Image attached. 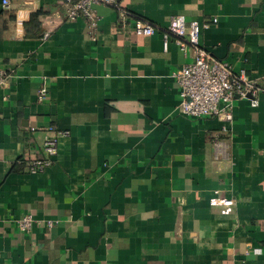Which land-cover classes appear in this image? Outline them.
<instances>
[{
    "label": "crops",
    "instance_id": "crops-1",
    "mask_svg": "<svg viewBox=\"0 0 264 264\" xmlns=\"http://www.w3.org/2000/svg\"><path fill=\"white\" fill-rule=\"evenodd\" d=\"M122 5L160 25L209 23L202 46L264 86V0ZM95 10L92 40L83 18H62V0H0V264H264L261 99L235 98L229 119L182 115L172 73L192 51ZM57 130L68 134L54 162L30 172Z\"/></svg>",
    "mask_w": 264,
    "mask_h": 264
},
{
    "label": "built area",
    "instance_id": "built-area-1",
    "mask_svg": "<svg viewBox=\"0 0 264 264\" xmlns=\"http://www.w3.org/2000/svg\"><path fill=\"white\" fill-rule=\"evenodd\" d=\"M9 3L10 0H2L5 6ZM62 5V18L67 21L83 18L86 22V33L92 40L96 39L98 26L95 7L104 5L117 13V23L121 28L130 27L137 35L151 36L159 33L164 49H167L169 41H173L184 54L191 50L192 59L172 73L179 88V112L188 118L222 115L229 119L235 98H246L252 106H257L261 99L264 105V86L251 80L243 69L235 72L231 62L214 57L202 46L200 32L209 26L207 22L186 21L183 15H173L167 25H160L128 10L122 5V0H62ZM216 21V18H212L213 23ZM9 78V70L0 67V87L6 86ZM46 95L44 88L36 93L39 101L45 99ZM67 134V131L57 130L53 136L47 137L43 144L45 157L31 161L28 170L39 172L51 165L57 154L58 138ZM213 140L216 146H220L217 136H214ZM215 201L221 209L234 206L232 198H218ZM33 223L34 217L30 212L17 219V226L22 232L29 231ZM245 246L249 250L252 245L246 242Z\"/></svg>",
    "mask_w": 264,
    "mask_h": 264
}]
</instances>
